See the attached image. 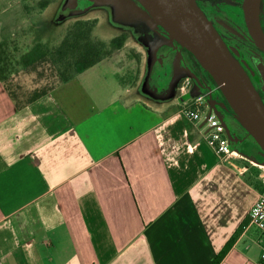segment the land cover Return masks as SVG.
<instances>
[{"label":"crops","instance_id":"crops-1","mask_svg":"<svg viewBox=\"0 0 264 264\" xmlns=\"http://www.w3.org/2000/svg\"><path fill=\"white\" fill-rule=\"evenodd\" d=\"M6 38L0 59L31 72L32 49ZM156 38L130 48L133 98L103 103L77 74L17 109L0 78V264H213L228 243L219 264L260 263L264 233L248 215L262 171L219 160L207 125L179 113L199 91L181 90L182 51ZM150 76L159 88L146 87ZM232 136L235 150L253 143Z\"/></svg>","mask_w":264,"mask_h":264},{"label":"rangeland","instance_id":"rangeland-1","mask_svg":"<svg viewBox=\"0 0 264 264\" xmlns=\"http://www.w3.org/2000/svg\"><path fill=\"white\" fill-rule=\"evenodd\" d=\"M77 21H95L91 39L104 42L112 49L111 56L121 49L124 53L119 57L105 58L87 70L79 71L77 68L83 87L91 94H99L103 103L113 98H133L127 91L134 89L135 75L130 65L135 64L137 58L133 54L135 49L130 48L135 44L149 45L153 41L150 30L139 16L129 10L124 16L116 15L112 6L101 5L94 0H0V34H4L6 39L12 36L11 39L25 41L20 50L32 49L28 59L24 60L27 62L41 51H53ZM121 34H126L127 38L123 48L115 49L110 44L111 40ZM35 60L31 62L34 64ZM19 62L0 59V78L14 92L31 93L59 84L58 69L50 62L40 61L36 67L30 66L25 71L31 72L26 75L22 73L20 68L23 67ZM151 85H154V80L150 76L146 87L150 89ZM131 93H134L133 90ZM167 100L171 103L174 97Z\"/></svg>","mask_w":264,"mask_h":264},{"label":"water","instance_id":"water-1","mask_svg":"<svg viewBox=\"0 0 264 264\" xmlns=\"http://www.w3.org/2000/svg\"><path fill=\"white\" fill-rule=\"evenodd\" d=\"M259 1L245 0L244 13L252 37L256 44L264 49V35L258 20ZM94 2L112 6L116 15L120 16L127 10L131 11L151 29L161 28L170 41H175L188 50L200 67L212 77L226 101L217 102L209 99L210 103L219 105L224 111L231 110L237 122L255 142L248 143L237 151L251 162L264 166V104L248 75L230 53L195 0H94ZM187 74L189 79L199 86L198 77L189 70ZM222 125L228 138L233 137L227 125L224 122Z\"/></svg>","mask_w":264,"mask_h":264},{"label":"flooded vegetation","instance_id":"flooded-vegetation-1","mask_svg":"<svg viewBox=\"0 0 264 264\" xmlns=\"http://www.w3.org/2000/svg\"><path fill=\"white\" fill-rule=\"evenodd\" d=\"M195 2L206 18L212 23L230 53L242 66L264 104V49L256 44L247 25L244 13L245 0H195ZM124 14L122 16H124ZM258 20L260 29L264 35V0L259 1ZM147 27L150 30V36L153 37V41L151 42L153 46L156 44L157 38L155 39V37H157V35L166 36L161 28L154 30L148 25ZM173 43L174 48L181 49L182 51L181 65L189 67L191 72L194 73L200 81L198 86L190 79V84L197 86V92L199 91V93H202L211 88L212 91L209 99L217 102H226L221 91L217 86L213 85L207 74L197 66L184 48L175 41H173ZM171 53V48L169 49L164 45L159 47L157 56L162 57L163 64H165L167 57H171ZM155 65L157 66L158 63ZM157 83L158 82L154 80V85ZM156 87L159 88V85H156ZM211 105L222 119V122L230 128L232 134L238 133L245 143H255L253 138L247 134L237 122L231 110L224 111L217 104Z\"/></svg>","mask_w":264,"mask_h":264},{"label":"trees","instance_id":"trees-1","mask_svg":"<svg viewBox=\"0 0 264 264\" xmlns=\"http://www.w3.org/2000/svg\"><path fill=\"white\" fill-rule=\"evenodd\" d=\"M95 21H77L73 27L66 33L61 43L54 48L53 51H41L36 54V60L32 66L36 67V63L40 61L50 62L51 65L58 69L59 83L66 82L73 78L81 70H87L112 54V49L108 48L104 42L94 41L91 39V32L95 27ZM126 34H121L111 40V45L115 49L123 47L126 40ZM189 56L194 60L197 66L203 70L195 57L186 49H184ZM55 68V67H54ZM77 68L80 70L78 71ZM208 78L216 86L212 77L207 71L203 70ZM5 83V82H4ZM11 97L16 101L17 109H20L26 104H29L38 98L47 94L51 88H41L32 91L31 93L13 91L5 83ZM248 134V133H247ZM231 148H233L234 138H230ZM230 243L217 255L213 264H219L224 257Z\"/></svg>","mask_w":264,"mask_h":264},{"label":"built area","instance_id":"built-area-1","mask_svg":"<svg viewBox=\"0 0 264 264\" xmlns=\"http://www.w3.org/2000/svg\"><path fill=\"white\" fill-rule=\"evenodd\" d=\"M190 85V79H187L181 90L184 92ZM212 89L209 88L205 92L198 93L190 100L183 103L179 109V113L193 124L203 122L207 125L208 131L205 133V140L221 161L228 159L240 160L243 164L236 166L235 169L241 174L244 173L252 164L250 160L244 158L240 153L231 148V142L225 133L222 121L211 105L209 96ZM262 171L261 179L264 184V166L258 165ZM249 224L264 233V187L259 193L258 198L251 206L249 211ZM259 264H264V248L261 253Z\"/></svg>","mask_w":264,"mask_h":264}]
</instances>
